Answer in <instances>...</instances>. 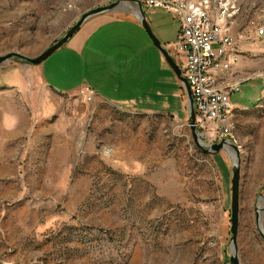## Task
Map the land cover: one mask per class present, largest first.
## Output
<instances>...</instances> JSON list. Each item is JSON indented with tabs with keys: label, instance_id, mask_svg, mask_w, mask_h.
Masks as SVG:
<instances>
[{
	"label": "rangeland",
	"instance_id": "374dc122",
	"mask_svg": "<svg viewBox=\"0 0 264 264\" xmlns=\"http://www.w3.org/2000/svg\"><path fill=\"white\" fill-rule=\"evenodd\" d=\"M117 1L0 0V57L36 58L83 14ZM236 2L233 33L254 37L264 0ZM156 14L176 37L178 19ZM242 49L230 77L242 89L230 122L241 152L237 239L241 264H264L255 209L264 195V40ZM19 66L33 67L14 58L0 70ZM27 76L25 87L0 86V264H231L232 160L196 147L176 76V95L156 96V112L88 104L79 91L57 93ZM203 126L215 143L216 130Z\"/></svg>",
	"mask_w": 264,
	"mask_h": 264
},
{
	"label": "crops",
	"instance_id": "0c3cea01",
	"mask_svg": "<svg viewBox=\"0 0 264 264\" xmlns=\"http://www.w3.org/2000/svg\"><path fill=\"white\" fill-rule=\"evenodd\" d=\"M157 11L145 8L156 35L169 49L177 40L179 30L171 38L168 21L157 18ZM178 25L180 29L179 20ZM142 26L130 13L124 17L113 13L96 17L55 54V64L0 70V86L25 87L27 74H31L57 93L66 95L90 88L95 93V101L156 112V96L159 101L162 96L170 100L171 95H176L177 80ZM173 38H176L174 42ZM248 195V207L252 209L256 192L253 190Z\"/></svg>",
	"mask_w": 264,
	"mask_h": 264
},
{
	"label": "built area",
	"instance_id": "2783aa9c",
	"mask_svg": "<svg viewBox=\"0 0 264 264\" xmlns=\"http://www.w3.org/2000/svg\"><path fill=\"white\" fill-rule=\"evenodd\" d=\"M146 9L173 14L180 22L177 40L169 51L180 62L197 110L198 127L216 130L215 143L231 140L232 97L242 89L230 77L239 66L245 41L264 40V25L252 21L253 36L233 33L239 15L236 0H140ZM79 96L90 104L94 91L82 88ZM213 144V143H212Z\"/></svg>",
	"mask_w": 264,
	"mask_h": 264
},
{
	"label": "water",
	"instance_id": "95a60500",
	"mask_svg": "<svg viewBox=\"0 0 264 264\" xmlns=\"http://www.w3.org/2000/svg\"><path fill=\"white\" fill-rule=\"evenodd\" d=\"M134 4L137 6L136 11H132V14L139 21L149 39L152 41L158 52L162 55L171 71L175 74L177 79L181 82L182 88L184 89L187 104L189 109V125L192 132V137L196 147L207 155L217 156L222 152H227L232 160V197H231V264H241L239 257L238 248V235L240 228V200H241V159L239 146L234 144L232 140L223 139L221 142L208 144L205 142L204 137L198 132L197 122V110L192 95L190 85L183 75L181 68L179 67L176 59L170 53L166 46L163 45L161 40L156 35L150 22L147 19L145 12V6L140 0H118L117 2L111 3L107 6L94 8L81 16V18L75 23L73 27L58 41L47 48L41 55L36 58H29L20 54H7L0 57V67L4 66L9 60L18 58L22 62L29 66H40L46 62L50 56L54 55L57 51L65 47L84 27V25L92 20L93 18L113 12H126L130 13L131 6ZM258 204L256 205V222L260 232L261 238L264 240L263 230V218H264V195L259 196Z\"/></svg>",
	"mask_w": 264,
	"mask_h": 264
}]
</instances>
